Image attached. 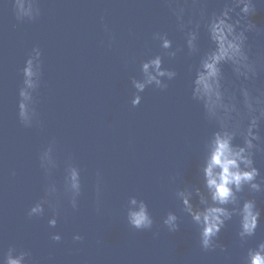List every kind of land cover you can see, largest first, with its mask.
Masks as SVG:
<instances>
[{
    "label": "water",
    "instance_id": "1",
    "mask_svg": "<svg viewBox=\"0 0 264 264\" xmlns=\"http://www.w3.org/2000/svg\"><path fill=\"white\" fill-rule=\"evenodd\" d=\"M39 3L38 19L19 21L14 0H0V254L9 246L23 248L30 252L31 264H244L247 249L264 240V220L256 235L242 243L234 218L218 237L223 249L203 250L198 228L175 196L181 187L200 184L203 144L213 128L191 98L188 67L198 56L186 55L185 49L170 58L153 39V33L162 32L173 47L184 44L176 5L169 0ZM179 3L185 21H196L202 13L219 10L223 0ZM255 8L250 19L260 31L248 33L257 65L256 78L248 82L254 91L264 90V3ZM36 45L43 59L35 105L39 124L25 127L18 118L20 69ZM200 46L208 47L203 27ZM156 54L177 76L167 89L146 88L140 104L133 106L131 79L139 78L141 62ZM224 71L234 86L230 67ZM53 139L57 167L50 179L60 189L54 228L48 225L53 209L47 205L42 217L27 215L44 194L48 179L39 153ZM68 158L81 169L76 209L63 192ZM255 159L264 174V153ZM130 196L148 204L152 229L128 224ZM258 206L264 209V195ZM168 211L180 217L176 232L162 224ZM53 232L61 234L60 241L51 239ZM75 234L82 239L74 240Z\"/></svg>",
    "mask_w": 264,
    "mask_h": 264
},
{
    "label": "clouds",
    "instance_id": "2",
    "mask_svg": "<svg viewBox=\"0 0 264 264\" xmlns=\"http://www.w3.org/2000/svg\"><path fill=\"white\" fill-rule=\"evenodd\" d=\"M257 2L264 3V0H223L219 10L206 16L202 13L201 19L196 21H185L184 6L179 0H169L170 4L176 5L173 11L177 27L184 34V44L173 47V40L167 33H153V39L159 41L168 57L175 58L185 49L186 55L198 56L197 63L188 67L193 73L191 98L201 105L205 119L213 128L203 144L198 169L200 184L181 187L175 196L181 202L182 211L198 228L203 250L223 249L218 237L234 218L238 222L237 236L242 243L256 235L264 220V209L258 206V197L264 195V174L256 166L255 159L257 153H264V90L254 91L248 83L257 76V65L250 56L248 45V33L260 31L250 19ZM14 8L19 21H33L40 16L39 0H14ZM202 27L208 39L205 49L200 46ZM163 65L161 54L141 62L139 78L131 79L135 89L131 99L133 106L140 104L141 93L146 88L167 89L168 81L177 76L174 68ZM225 65L230 67L234 77L232 87L224 71ZM20 72L18 118L23 126L32 127L39 124L35 105L43 76L42 50L38 45L33 46ZM55 151L56 141L53 139L39 153L40 167L48 182L43 196L27 212L29 218L42 217L47 205L53 209V215L48 219V225L53 228L57 225L60 192L56 182L50 179L57 167ZM99 191L98 182V194ZM63 192L71 207L78 208L82 193L81 169L71 158L65 162ZM194 197L196 203H193ZM126 218L128 224L137 230H150L154 224L148 204L136 196L128 198ZM179 220L176 212L168 211L162 224L169 232H176L180 227ZM61 238L59 232L51 233L53 241ZM73 239L79 241L82 236L75 234ZM30 255L23 248L9 246L0 254V264H31ZM244 264H264V240L247 249Z\"/></svg>",
    "mask_w": 264,
    "mask_h": 264
}]
</instances>
